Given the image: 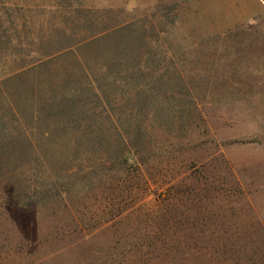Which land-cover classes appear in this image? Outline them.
<instances>
[{
  "label": "rangeland",
  "instance_id": "obj_1",
  "mask_svg": "<svg viewBox=\"0 0 264 264\" xmlns=\"http://www.w3.org/2000/svg\"><path fill=\"white\" fill-rule=\"evenodd\" d=\"M80 66L94 134L22 152ZM0 264H264V0H0Z\"/></svg>",
  "mask_w": 264,
  "mask_h": 264
},
{
  "label": "trees",
  "instance_id": "obj_2",
  "mask_svg": "<svg viewBox=\"0 0 264 264\" xmlns=\"http://www.w3.org/2000/svg\"><path fill=\"white\" fill-rule=\"evenodd\" d=\"M119 31H121V29L111 31L110 33L108 32V34L111 35L112 33V35H118ZM106 32L107 31H102V33ZM93 39L94 38H92L91 40ZM116 41L117 43L114 44V46L110 49L114 54L113 58H116V60L112 62L120 64V61H117L118 59L123 60L124 57H132L133 45L130 40L123 41L122 38H117ZM86 42H84V40L74 41L67 46L58 48V57L71 53L74 56L80 54V59H83L85 55H82L81 51L83 47L89 45V43ZM80 68L83 73H85V80L83 83L73 85L71 82H68L63 87V89L65 90L59 92V95H64L62 98H54L49 102V105L46 103V105L41 104L40 106H38V108L31 113V117L29 119H27L26 117L27 123L23 126V128L19 127L17 130V127L14 126V129H16L19 134L21 133V136H23L25 139L20 144L22 152L26 151L30 153L36 148V144L34 143L33 138L37 136H45L48 139L50 138L53 140H58L64 136L68 137L69 134H71L72 137L75 138L76 132H79L81 129L82 130L80 132H82V134L85 136H87L88 134L90 136V134L92 133L94 134V123L97 121V117L99 116L93 110V108H96V106H93V108L91 107L90 109L85 108L87 105H89L88 103L90 102L91 98L101 97V95L104 98L106 95H110L107 90H114V86L118 90V85H116L115 81L117 76L119 75V70L109 71L113 74L114 81H112V78L108 77L106 80H103L102 78L97 79L95 77L97 79V83H94L92 82V80H90L87 71L81 66ZM128 72L130 74V76L128 77H133V72ZM68 79L73 80L71 78ZM99 80L102 81L100 82ZM55 95H57L56 91ZM16 116L20 117L19 119L21 120L18 119L19 121H22L23 115L21 112L15 113V117ZM29 120H31V122L33 123H29ZM82 122H86V129ZM83 144L88 145V149L94 151L93 154L98 153V149L96 148H98L97 146L99 145L97 141L93 140L91 137H89L88 142L81 140V138L75 139L73 142V146H76L77 151L79 148H81V146H83ZM93 148L95 149L93 150ZM12 151L15 152L14 149Z\"/></svg>",
  "mask_w": 264,
  "mask_h": 264
}]
</instances>
